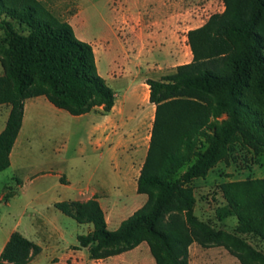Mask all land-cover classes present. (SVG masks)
<instances>
[{"label":"trees","instance_id":"obj_1","mask_svg":"<svg viewBox=\"0 0 264 264\" xmlns=\"http://www.w3.org/2000/svg\"><path fill=\"white\" fill-rule=\"evenodd\" d=\"M2 17L26 26L29 33L19 34ZM0 31L7 45L0 61V105L10 108L0 131L1 173L10 165L25 100L43 96L55 108L79 117L96 108L110 112L115 95L97 73L92 46L78 40L68 23L41 17L34 4L15 7L0 0ZM187 43L190 63L159 80H146L155 112L136 187L146 196L145 203L115 231L108 230L96 197L54 204L78 224L92 226L87 235L77 237L91 260L121 255L145 243L154 264H188V249L197 243L226 246L242 264H258L234 237L214 231L193 214L189 185L206 177L234 137L264 147V123L247 102L249 93L264 98V0H226L225 12L189 31ZM222 116L225 120L218 122ZM201 138L208 144L204 151L198 149ZM222 194L227 204L216 210V217H236L240 234L264 242V179L224 185ZM40 251L13 232L0 264H28Z\"/></svg>","mask_w":264,"mask_h":264},{"label":"rangeland","instance_id":"obj_2","mask_svg":"<svg viewBox=\"0 0 264 264\" xmlns=\"http://www.w3.org/2000/svg\"><path fill=\"white\" fill-rule=\"evenodd\" d=\"M6 1L15 7L23 3H32L38 8L41 17H51L68 23L78 40L92 46L95 61L98 59L96 63L98 75L105 79L106 85L117 94L127 82L110 77V74L117 76L112 62L120 64L123 56L141 58L142 56L137 55L135 47L138 42L145 41L146 35L158 36L161 33L167 36L171 43L176 42L181 49L180 59L172 61L170 56L160 66L161 69L154 66L149 73L141 72L145 76L144 79L139 76L140 71L130 70L131 75L137 77L135 81L137 88L145 87L146 78L159 80L173 73L177 66L190 63L192 54L187 43V33L204 26L212 16L221 15L226 9V0ZM167 12L169 15L167 26L163 24L160 28L158 22ZM2 18L11 22L19 34L29 33L30 30L26 26L8 17ZM6 47L5 36L0 31V61ZM122 48L126 52L123 56ZM104 49L106 51L100 59L99 56ZM136 60L139 62V59ZM2 75L0 64V77ZM247 102L264 123V98L249 93ZM146 105V108L138 105L136 99L126 104L125 116L131 118L121 120L120 132L114 137L115 140L110 141L107 133L103 137L105 148L109 144L118 146L121 169L127 173L126 179L120 185L121 198L112 197L107 193L100 194L109 231H115L123 220L131 216L137 207H141L146 201V196L138 194L135 191L136 185L134 186L146 157L154 119L155 107L148 101ZM8 108L6 104L0 105V128L5 125ZM148 108L152 111L151 114L146 118L142 128L137 129L139 117L132 116L148 111ZM57 112L59 113L40 107L36 113L26 115V125L20 135L18 150L23 155L17 154L19 163L0 173V249L11 231L15 230L18 233L26 231L24 235L27 239L40 244L42 249L35 264H49L50 255L78 245L77 237L88 234V225L78 224L72 218L63 215L54 208V203L83 199L79 197L78 189L85 188L93 170H97L95 180L96 178L104 180L105 186H109L111 182L107 158L101 159L99 152H90L87 149L91 137L89 130L91 123L85 120L77 121L65 111ZM100 114H103L101 109H94L90 118L100 119ZM192 114L191 112L189 116ZM225 118L222 116L218 122ZM110 123L106 122L107 125ZM207 147L204 139H199L198 149L204 151ZM25 160L30 165H24ZM34 163H39V166L33 168ZM57 171H61L64 178L70 181V187L64 188L60 185L63 180L56 178ZM42 174L47 176L34 179ZM12 177L14 179L10 181ZM31 179H34L33 182H30ZM261 179H264V147L254 148L243 137L237 136L229 141L223 158L208 171L206 177L195 179L189 185L195 200L193 214L214 231L234 237L257 257L258 264H264V242L257 236L240 234L236 217L219 220L216 217V210L227 204L222 194V186ZM93 185L92 182L91 186ZM86 193H83V197ZM4 194L7 197L2 199ZM38 223L46 226H39ZM32 226H39L42 229L37 232ZM50 226L55 227L61 235L49 232ZM90 227L92 228L91 225ZM139 246L131 255V260H139L142 264H148V259L154 262L147 245L142 243ZM188 264L242 263L237 253L226 246L201 247L197 243H192L188 249Z\"/></svg>","mask_w":264,"mask_h":264},{"label":"crops","instance_id":"obj_3","mask_svg":"<svg viewBox=\"0 0 264 264\" xmlns=\"http://www.w3.org/2000/svg\"><path fill=\"white\" fill-rule=\"evenodd\" d=\"M168 17H169V15L167 12L165 14L164 18L158 22L159 24L157 23L160 28H162L163 24L166 25L168 23V20H169ZM138 37H140V36L138 35ZM144 40H145L144 42H141V41L138 42L136 44V47H135L137 55L142 56L141 58L137 57V56H135V59L124 58L123 54H126V52H125V49L122 48L121 49V54L123 56L122 62L120 64H118L116 61L112 62L113 69L116 70L115 74L117 76L110 74V77H113V79L126 81L127 84L118 94L114 93L115 102H114V106L111 109V111L108 113L103 112L102 115L101 114L99 115L100 119H95V120L90 118V116L94 110L88 114H85V115H82L79 117H75L77 119V121L85 120V121H89L91 123L90 129H89L90 133H91V137L88 140L87 149L90 150V152H99L101 159H103L104 157L107 158V161H108L109 166H110V172L109 173L111 176V182H109L110 185L105 186L104 180H100L99 178H96V180H95V173L97 172V170H93L91 175L89 176V178L87 180V184L85 185V188L84 189H82V188L78 189L79 197L83 198V199H79L77 201L84 202V201H87L89 199L96 197V199H97L100 207L102 208V210H103L102 201H101L102 198L100 197V194L107 193L112 197L121 198L122 194L120 191V185L122 184V182H124V180L127 177L126 171H124V170L122 171V169H121L118 146L115 144H112V146H110V144H109L108 147L105 148V143H104L103 137H104L105 133H107L109 135L110 141L115 140L114 137L117 136L120 132L121 120H126L128 118H131V117L125 116L124 111H125L126 104H128L132 100L136 99V102H138V105H143L146 108L147 107V105H146L147 101L149 103V100H148L149 88H148V85L146 84V80H148V79L146 78V80H145V87L137 88L135 86V83H136L135 81L137 80V77H136V75H131L130 70H132L134 72L140 71L139 76H141L142 79H144L145 76L141 72H148L149 73L150 71H152L154 66H157L158 69H161L160 66H162L166 62V60L169 59L170 56H172L171 57L172 61L180 59L179 54L181 52L180 51L181 49H179L176 42L174 44L171 43L167 36L162 35L161 33L158 34V36L156 34H150L149 36L146 35ZM105 51H106L105 49L102 51L101 55L99 56L100 59H102L103 53ZM134 55H135V53H134ZM136 59H139V62H137ZM97 61H98V59H96V63H97ZM104 81H105V83L107 82L105 79H104ZM150 105L154 107V105H152V104H150ZM40 107H42L43 109H47L50 112L53 111L55 113H59L57 111H62L60 109L55 108L53 105H51L46 100V98L43 96L27 99L24 101L22 126L20 128V131L18 133V136L15 140L14 146H13L12 151H11L10 156H9L10 165H9L8 169H11L14 165L16 166V164L19 163L18 162L19 160L16 158L17 154H18V156L23 155L22 153H19L18 150L20 149L19 148L20 135H21L22 130L24 129V126L26 125V119H27L26 115L28 113H30V114L36 113V110ZM96 109H98V108H96ZM99 109H101V108H99ZM9 111H10V108H8V110H7L6 121H7ZM151 112L152 111L148 108V111H144V112L140 113L139 115L132 116V117H139L140 123L138 124L137 129L142 128V126L145 124L146 118L148 117L149 114H151ZM6 121H5V124H6ZM107 121L111 122V123L107 125L106 124ZM4 128H5V125H4V127L0 128V131H2ZM23 163H24V165H30L29 162L26 160H25V162L23 161ZM37 166H39V163H34L32 165L33 168L37 167ZM141 167H142V164H141ZM55 174H56L57 179L63 180V183L60 184L62 187H64V188L70 187V181L68 179L64 178V175H63V173H61V171H57ZM45 176H47V175L42 174L40 176L34 177V179L37 177H45ZM13 179H14V177L10 178V181H12ZM33 180L31 179L30 182H33ZM92 182L94 183L93 186H91ZM135 185L137 187V180L134 182V186ZM21 188H23V187H21ZM106 188H107V190H106ZM135 191H136V189H135ZM85 192H87V193H86L85 197H83V193H85ZM6 197H7L6 194H4L2 199H5ZM6 202H8V201H6ZM139 208L137 207V209H139ZM84 225H88V228H87L88 233L92 231V228L90 227L89 224H84ZM39 226H46V225L39 224ZM39 226H32V229H34V231L38 232L42 229ZM48 230H49V232H52L56 235H61L58 232V230L53 226H50ZM13 232H16V231L13 230L8 235L7 239L5 240V242L3 243V246L0 249V254H1L4 246L8 242L10 235ZM25 232L26 231L19 232V233L24 238L27 239V237L24 235ZM30 242L34 243L33 241H30ZM34 244H36L37 246L40 245L38 243H34ZM139 247L140 246L136 247L132 251H129L127 253H123L121 255L109 257L105 260H91L89 258L88 249L80 248L79 245H75V246L69 247L65 250H62L59 253H57L58 251H56L55 253L50 255L49 256V264H142V262L139 260L138 261L137 260H131V255L135 251H137L139 249ZM40 249H41V247H40ZM41 253H42V249L40 251V254ZM40 254L37 255L35 258H33L28 264L37 263V261H38L37 259L40 256ZM148 264H154V262H152L151 260L148 259Z\"/></svg>","mask_w":264,"mask_h":264}]
</instances>
